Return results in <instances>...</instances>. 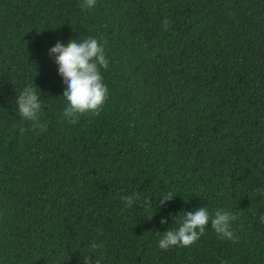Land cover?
I'll list each match as a JSON object with an SVG mask.
<instances>
[{
  "label": "trees",
  "instance_id": "1",
  "mask_svg": "<svg viewBox=\"0 0 264 264\" xmlns=\"http://www.w3.org/2000/svg\"><path fill=\"white\" fill-rule=\"evenodd\" d=\"M83 4L0 0V264H264V0ZM89 37L106 41L108 99L72 124L49 50ZM28 86L46 131L17 114ZM203 206L236 217L238 242L209 224L161 250Z\"/></svg>",
  "mask_w": 264,
  "mask_h": 264
},
{
  "label": "clouds",
  "instance_id": "2",
  "mask_svg": "<svg viewBox=\"0 0 264 264\" xmlns=\"http://www.w3.org/2000/svg\"><path fill=\"white\" fill-rule=\"evenodd\" d=\"M95 4L96 0H84L83 7L91 9ZM162 27L165 31L168 30L170 21L164 20ZM105 44L106 41L101 43L97 38L89 37L79 42L69 40L66 45L57 41L49 50V56L58 65V74L66 85L63 92V98L66 101L63 116L72 124L77 123L79 118L85 115L98 116L108 99V88L100 72L101 68L107 70L109 64L106 59ZM36 88L25 87L15 102L20 119L31 122L33 130L42 132L46 131V125L39 122L43 104ZM21 131L23 132V129ZM120 198L126 208L133 207L134 201L140 199L136 194L122 195ZM173 198L174 196L169 192L161 199V207ZM141 206L146 210L149 209L150 199H144ZM235 219L236 217L228 211L216 210L210 213L205 206L192 212H184L183 217L177 218L178 228L164 232L158 246L164 251L172 247H191L205 234L209 224L218 239L236 243L239 237L232 229V222ZM260 220L264 223V215L260 217ZM160 222L163 225L167 223V220L162 218ZM100 247L102 245L93 242L90 251L94 253ZM84 264H93L91 256L84 258Z\"/></svg>",
  "mask_w": 264,
  "mask_h": 264
}]
</instances>
